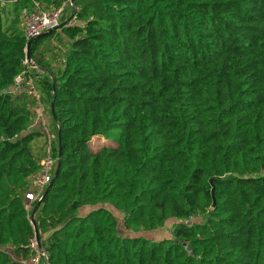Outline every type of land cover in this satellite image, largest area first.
<instances>
[{
  "label": "trees",
  "instance_id": "1",
  "mask_svg": "<svg viewBox=\"0 0 264 264\" xmlns=\"http://www.w3.org/2000/svg\"><path fill=\"white\" fill-rule=\"evenodd\" d=\"M8 1L4 18L0 0V264H24L33 256V142L45 133L30 130L33 99L15 90L27 43L20 15L68 0ZM72 6L52 78H36L35 54L56 30L30 45V75L48 106L54 96V158L61 133L59 170L34 214L46 235L39 264H264V0ZM97 137L116 145L92 152ZM170 219V237L138 235Z\"/></svg>",
  "mask_w": 264,
  "mask_h": 264
},
{
  "label": "built area",
  "instance_id": "2",
  "mask_svg": "<svg viewBox=\"0 0 264 264\" xmlns=\"http://www.w3.org/2000/svg\"><path fill=\"white\" fill-rule=\"evenodd\" d=\"M71 6L72 3L70 0H68L59 6H51L49 8H42L38 5V3H35L33 10H28L26 8L22 9L20 15L21 25L26 39L28 40L49 29L57 27L64 20L66 17L64 15L66 14L67 10L71 9ZM23 65L25 66V69L15 76L14 85L17 88L24 86L27 94L31 96L33 100H35L34 102L36 105V112L34 111V115L36 121H39L43 127L47 128V124L44 119V105L41 100V94L38 87L36 86L35 78L30 75L31 72L28 70L29 68H36L37 66H34L33 63L30 62L26 57L23 61ZM26 66H28V69H26ZM48 136L49 134L47 137ZM48 143L49 145L51 144L50 141H48ZM55 168L56 158H54L52 152H50V148L48 147L45 155L39 160V171L33 176L30 188L26 192V198L30 202H36L41 198L44 190L47 188L53 176ZM28 247L31 251H33V256L28 263L24 264H39L41 258L40 256L42 254L34 237L30 239Z\"/></svg>",
  "mask_w": 264,
  "mask_h": 264
},
{
  "label": "rangeland",
  "instance_id": "3",
  "mask_svg": "<svg viewBox=\"0 0 264 264\" xmlns=\"http://www.w3.org/2000/svg\"><path fill=\"white\" fill-rule=\"evenodd\" d=\"M4 1V8H5V13H4V18L6 17H9L10 16V9H11V3L10 1L8 0H3ZM66 16L64 18L63 21H65L66 19L69 18L70 16V10H67L66 11V14L64 15ZM71 21V20H70ZM69 21V22H70ZM68 22V23H69ZM54 31V30H53ZM53 38V41L55 42H47L45 43L46 46L48 47L47 49L49 50L50 49H55V46L59 49V53L57 52V54H55L56 58H55V62L56 64L57 63H61L62 61V58L63 56L65 55V53L63 52V49H66L67 48V43H66V40L65 38L61 37L59 35V31H55L53 35L51 36H48L46 37L47 38ZM64 39V40H63ZM45 42V41H44ZM52 43V44H51ZM45 44L43 46H45ZM56 52V51H54ZM40 58V57H39ZM35 68V67H33ZM30 72L33 73V69L29 68ZM41 100L43 102V105H44V113H45V116H46V122L49 126V129H50V134L49 136H45L44 138H41V139H38L36 138L33 142V151L34 153L40 157L44 156L48 147L50 148V152H52V148H51V145L52 143L54 142V139H55V128L54 126L51 124V121H50V116L47 114L48 111H47V105H46V100L45 98H43V95L41 94ZM32 101V100H31ZM35 101V100H33ZM34 105H35V102L34 104L32 105V110L34 111ZM48 115V116H47ZM39 127V126H38ZM48 141L51 142V144L49 145ZM116 145V141H115V138H105V137H97V138H93L91 141H90V144H89V147H90V150L92 152H96L99 148L103 147V146H114ZM110 206V205H109ZM110 210H112V212L118 217V219L121 221V214H120V211L113 208L112 206L108 207ZM196 219H191V221H194ZM176 220L174 219H170L169 221H167L165 223V225L159 229H155V230H150V231H142L140 233H138V235H141V236H144V237H147V238H151V239H161V238H165V237H170V231H171V227L172 225L175 223ZM120 234L121 235H131L132 233L131 232H128V231H125L123 229L120 230Z\"/></svg>",
  "mask_w": 264,
  "mask_h": 264
},
{
  "label": "crops",
  "instance_id": "4",
  "mask_svg": "<svg viewBox=\"0 0 264 264\" xmlns=\"http://www.w3.org/2000/svg\"><path fill=\"white\" fill-rule=\"evenodd\" d=\"M63 37V36H62ZM64 40V39H63ZM54 42L53 41V38L51 37V38H47V39H45V42H43L39 47H38V50H37V52H36V54H35V56H37V57H40V60L43 62V66H42V68H39L38 69V73L37 72H35L37 75V77L36 78H38V79H47V76L49 77V78H52V74H56L62 67H63V61H64V56H63V58H62V61H61V63H55V62H53V61H55V58H56V56H55V54H57V52L59 53V49L55 46V49H50L49 48V50L47 49L48 47L46 46V44L45 43H47V42ZM51 43V44H52ZM55 43V42H54ZM66 43H68L67 41H66ZM45 44V46H43ZM67 49H68V46H67V48L66 49H63V52L64 53H66L67 52ZM54 51H56V52H54ZM33 60V59H32ZM36 86H37V84H36ZM38 87V86H37ZM38 89H39V91H40V88L38 87ZM15 90H18L19 91V88H15ZM40 94H41V91H40ZM43 94V93H42ZM44 95V94H43ZM42 97V96H41ZM43 98H45L44 96H43ZM34 103H33V101H31V105H33ZM46 105H47V103H46ZM47 107V111H48V115H49V106L47 105L46 106ZM34 111L36 112V105H34ZM33 111V112H34ZM43 113H44V107H43ZM47 115V116H48ZM44 119H45V121H46V116H45V113H44ZM51 121V120H50ZM46 124H47V122H46ZM52 124V123H51ZM39 126V127H38ZM30 128V130L31 129H36V130H38V129H40V130H43L44 131V133H45V136H47L48 134H50V129H49V126H48V124H47V128L46 127H43L42 125H41V123H39V121H36V118H35V115L33 116V123H32V125H31V127H29ZM41 138H44V137H40V138H38V139H41ZM34 219H35V216H34ZM39 234H40V232H39ZM46 237V235H41L40 234V239H41V242H42V240L44 239Z\"/></svg>",
  "mask_w": 264,
  "mask_h": 264
},
{
  "label": "water",
  "instance_id": "5",
  "mask_svg": "<svg viewBox=\"0 0 264 264\" xmlns=\"http://www.w3.org/2000/svg\"><path fill=\"white\" fill-rule=\"evenodd\" d=\"M70 2L72 3L73 0H70ZM70 10H71V12H70V16H69V18L66 19L65 21H62L57 27H55V28H53V29H49V30H47V31H45V32H43V33H41V34H39L38 36L32 37V38H30V39L27 40L26 48H25V51H26V58H27L30 62H32L34 66H36V64H34V61L32 60V56H31V54H30V45H31V43H32L34 40H36V39H38V38H40V37H42V36H44V35H46V34L52 32L53 30H58V29H60L61 27L67 25L68 22H69L70 20H72V18H73V6H71V9H70ZM53 100H54V96H53V94H52V98H51V101H50L49 108H50V112H51L52 116L55 117L54 110H53ZM57 149H58V150H57V158H56V168H55V171H54V173H53V176H52V178H51V180H50V182H49L47 188L44 190V192H43L41 198H40L38 201L35 202V205H34V207H33V210H32V212H31V215H30V223L32 224L33 229H34V238H35V241H36V243H37V246H38V248H39V250H40V252H41L42 255H45V250H44V247H43L42 242H41V239H40V234H39V231H38V228H37V225H36L35 219H34V214H35L37 208H38V207L40 206V204L42 203L43 198H44L45 195L47 194L48 190L50 189V187H51V185H52V183H53V181H54V179H55V177H56V175H57V173H58V170H59L60 157H61V133H60V127H58V131H57ZM45 264H48L47 259H46Z\"/></svg>",
  "mask_w": 264,
  "mask_h": 264
}]
</instances>
